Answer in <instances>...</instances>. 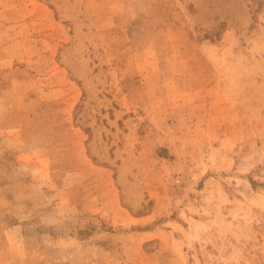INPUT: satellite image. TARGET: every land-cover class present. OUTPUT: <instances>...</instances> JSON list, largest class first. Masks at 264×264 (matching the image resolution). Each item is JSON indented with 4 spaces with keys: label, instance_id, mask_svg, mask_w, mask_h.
<instances>
[{
    "label": "rangeland",
    "instance_id": "rangeland-1",
    "mask_svg": "<svg viewBox=\"0 0 264 264\" xmlns=\"http://www.w3.org/2000/svg\"><path fill=\"white\" fill-rule=\"evenodd\" d=\"M0 264H264V0H0Z\"/></svg>",
    "mask_w": 264,
    "mask_h": 264
}]
</instances>
